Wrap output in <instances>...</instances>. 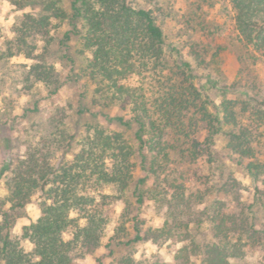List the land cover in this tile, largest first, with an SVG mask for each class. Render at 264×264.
<instances>
[{
	"label": "trees",
	"instance_id": "trees-1",
	"mask_svg": "<svg viewBox=\"0 0 264 264\" xmlns=\"http://www.w3.org/2000/svg\"><path fill=\"white\" fill-rule=\"evenodd\" d=\"M25 1L31 0H12L18 6ZM218 1L232 14L238 43L264 60V0ZM59 2L44 0L45 12L39 16L26 13L14 40L5 50L0 47V60L17 53L33 56L30 36L47 35L54 18H66ZM72 18L83 24V74L95 82L96 96L129 111V119H116L135 125L134 142L123 131L100 126L73 131L64 123L30 141L16 162L4 167L9 173L8 194L0 195V264H78V251L85 254L100 246L113 200L126 201L129 194L138 204L153 200L163 223L144 230L139 215L124 212L108 246L114 241L171 240L177 244L176 264H236L264 241V228L257 225L264 204V191L258 187L259 182L264 185V100L250 94L242 101L213 100L199 87L190 61L172 63L168 58L166 36L154 11L130 0H72ZM208 51L209 44L194 48L198 65L205 63ZM37 58L29 76L56 82L53 66L42 55ZM219 135L228 138L235 160L257 182L252 205L237 195L234 204L225 199L224 194L237 191L236 179L216 188L213 196L187 190L181 170L186 163L213 162ZM138 165L145 175L136 180ZM30 203L37 205L38 217L17 236V213ZM130 220L135 236L125 241L131 235L126 226ZM97 261L104 264L100 257ZM119 264L139 262L126 256Z\"/></svg>",
	"mask_w": 264,
	"mask_h": 264
},
{
	"label": "rangeland",
	"instance_id": "rangeland-1",
	"mask_svg": "<svg viewBox=\"0 0 264 264\" xmlns=\"http://www.w3.org/2000/svg\"><path fill=\"white\" fill-rule=\"evenodd\" d=\"M44 0L25 1L18 6L12 0H0V47L5 50L15 38V28L26 13L39 16L44 13ZM134 6L151 9L162 27L167 41V54L173 63L190 61L197 75L199 87L219 102L224 97L245 100L251 97L264 100V60L252 57L237 41L233 18L228 9L218 0H130ZM206 1V2H205ZM66 18H54L47 35L32 34L29 38L34 46L33 56L17 53L0 60V195L7 196L4 169L8 162L14 164L26 150L32 140L49 135L59 123L66 124L70 130L82 131L87 126H100L112 131H123L134 142L135 125H121L117 116L130 118L129 111L118 104H109L106 98L95 95V82L83 74L85 54L81 52V33L83 24L80 19L72 18V0H60ZM80 29V32L76 29ZM211 31V32H210ZM69 36V37H67ZM209 44L206 61L198 65L194 48H203ZM222 46L221 52H216ZM42 55L47 65L54 68L58 80L52 84L37 80L31 74V67ZM30 77V78H29ZM59 85L55 92H52ZM97 97V98H96ZM213 162L204 165L183 163L181 170L187 181L188 192L214 195L216 188L236 179L237 191L229 196L227 202L234 204L232 198L237 195L247 205H252L258 196L257 186L264 191V185L257 182L244 166L235 160V154L228 147L225 135L216 137ZM264 147V136L262 137ZM145 175L138 165L135 178ZM152 178L148 182L152 183ZM230 187V186H229ZM130 195V194H129ZM126 201L113 200L110 205V222L100 246L88 253H76L78 264H119L122 257L132 256L139 264H176L174 255L177 244L171 240L153 242L136 241L130 244L108 246L109 239L115 235L118 222L124 212L130 217L139 215L144 230L160 226L163 214L153 200L147 199L138 204L129 196ZM219 196L223 195L222 191ZM260 195V194H259ZM264 199V198H263ZM202 205V204H201ZM203 207V206H201ZM18 218L13 233L22 236L24 228L39 214L35 203H30L17 213ZM258 226L264 228V204L258 212ZM133 238V222H126ZM27 250L32 244L24 239ZM113 249V252L111 251ZM264 263V241L251 247L245 257L236 264Z\"/></svg>",
	"mask_w": 264,
	"mask_h": 264
}]
</instances>
